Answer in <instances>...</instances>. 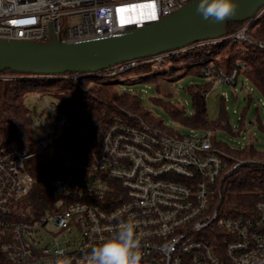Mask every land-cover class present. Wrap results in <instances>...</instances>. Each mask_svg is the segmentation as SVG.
Here are the masks:
<instances>
[{
  "label": "built area",
  "instance_id": "2783aa9c",
  "mask_svg": "<svg viewBox=\"0 0 264 264\" xmlns=\"http://www.w3.org/2000/svg\"><path fill=\"white\" fill-rule=\"evenodd\" d=\"M191 1L0 0V39L46 43L53 33L66 44L107 40L159 21ZM153 4L154 20L148 18ZM251 20L264 22V5ZM234 37L264 50V41H254L246 27ZM137 61L105 71L116 75ZM204 74L213 76V66ZM88 75L67 78L76 82ZM215 79L235 83V76L222 73ZM57 117L61 133L43 146L37 140L33 151L0 147V264H56L65 257L84 264L85 256L115 237L129 219L139 235L141 264H264V200L240 215L220 207L226 181L256 162L238 159L227 168L209 130L174 136L131 112L115 114L100 149L89 143L90 166L78 158L62 161L46 175L48 205L33 209L28 197L35 180L28 160L53 158L52 146L62 132L80 128L69 116Z\"/></svg>",
  "mask_w": 264,
  "mask_h": 264
},
{
  "label": "trees",
  "instance_id": "16d2710c",
  "mask_svg": "<svg viewBox=\"0 0 264 264\" xmlns=\"http://www.w3.org/2000/svg\"><path fill=\"white\" fill-rule=\"evenodd\" d=\"M244 27L254 41H264V22H229L226 35L215 43L200 41L190 44L183 50L169 52L160 62H147L152 57L140 59L134 67L116 75H108L104 70L82 76L72 82L67 78L73 74L70 72L61 76H44L9 69L0 71V147L14 146L29 151L35 149L38 141L34 137V112L24 103L26 96L31 93L54 92L57 102L50 103L46 109L51 110L56 117L57 114L66 115L80 124L75 137L68 136L65 130L62 132L54 144L53 158L35 156L28 160V171L35 180L34 191L28 197L31 207L41 210L44 205H48L50 195L46 175L62 161L78 158L84 167L90 166L92 152L89 143L94 150L100 149L105 129L115 114L131 112L168 134L183 136L167 126L163 119L155 117L147 110L139 94L119 91L116 88L119 82H114L113 78L125 76L123 83L146 82L160 75L172 76L181 70L203 77L206 76L205 68L211 65L214 75L210 76V81L187 88L191 95V113L161 97L155 98L154 101L172 120L190 130L214 132V147L225 153L223 159L227 168L238 159L256 162L238 169L226 181L223 196L225 200L220 205L221 208L231 214L240 215L252 210L256 202L264 200V147L259 148L254 142L243 146H230L217 139L218 131L233 137L239 136L241 131L245 130L246 113L255 94L258 93L264 98V50L254 42L234 37ZM219 73L235 76L233 85L241 90L247 88L249 92L244 96L247 105L241 113L236 129L227 110L225 97H222L217 119H208L206 93L216 84L215 76ZM246 80L252 84L251 88L246 84ZM254 119L252 124L264 133L259 105L256 106Z\"/></svg>",
  "mask_w": 264,
  "mask_h": 264
},
{
  "label": "water",
  "instance_id": "95a60500",
  "mask_svg": "<svg viewBox=\"0 0 264 264\" xmlns=\"http://www.w3.org/2000/svg\"><path fill=\"white\" fill-rule=\"evenodd\" d=\"M198 3L193 0L159 21L107 40L66 44L53 33L46 43L0 39V71L44 76L98 73L129 61L183 50L200 41L218 40L226 35L229 22L251 20L264 0H235L237 14L223 23L203 19L196 11Z\"/></svg>",
  "mask_w": 264,
  "mask_h": 264
},
{
  "label": "rangeland",
  "instance_id": "374dc122",
  "mask_svg": "<svg viewBox=\"0 0 264 264\" xmlns=\"http://www.w3.org/2000/svg\"><path fill=\"white\" fill-rule=\"evenodd\" d=\"M132 78L133 76H131V79ZM124 79L125 76L113 78L114 82H119L116 84V88L119 91H128L139 94L142 97L144 106L147 110H149L155 117L163 119L167 126L172 127L176 132L184 135L189 134L191 130L181 123L172 120L165 110L154 101V99L161 97L170 100L176 106L180 108L184 107L187 113H191V95L187 91V88L194 84L197 85L210 81L212 78L186 73L185 70H181L172 76L160 75L157 78L149 79L146 82L123 83L122 81ZM246 84L248 87H252V84H250L248 80H246ZM53 93H31L24 99L25 105L34 112V137L42 146L47 143L55 133L56 135L61 133L58 117L54 116L51 110L46 109L50 103L57 102V98ZM248 93L247 88L241 90L240 87L234 86L230 83L216 82L214 87L206 93L209 121L217 119L221 108L222 97H225L224 100L227 110L230 114L234 129H236L241 113L247 105L244 96H247ZM257 105H259V113L261 114L264 123V98L256 93L251 107L246 113L245 130H242L240 135L236 137L218 131L217 139L230 146H243L246 143L254 142L257 147H264V133L252 124L255 122L254 114ZM40 118L43 119V123L39 121ZM65 131L68 136L75 137L77 136L78 129L71 128ZM52 147L54 148V146ZM25 213H27L26 210Z\"/></svg>",
  "mask_w": 264,
  "mask_h": 264
},
{
  "label": "clouds",
  "instance_id": "9594fccd",
  "mask_svg": "<svg viewBox=\"0 0 264 264\" xmlns=\"http://www.w3.org/2000/svg\"><path fill=\"white\" fill-rule=\"evenodd\" d=\"M203 19L223 23L238 12L235 0H199L196 9ZM140 239L131 219L121 223L117 234L101 246L92 249L84 258V264H141ZM56 264H71L68 257Z\"/></svg>",
  "mask_w": 264,
  "mask_h": 264
},
{
  "label": "snow or ice",
  "instance_id": "6c2138e0",
  "mask_svg": "<svg viewBox=\"0 0 264 264\" xmlns=\"http://www.w3.org/2000/svg\"><path fill=\"white\" fill-rule=\"evenodd\" d=\"M132 8H137V7H140V6H138V5H133V6H131ZM152 9H153V11L151 12V14L149 15V19H152V20H154V19H156V13H155V5L153 4L152 6ZM27 22H34V21H27ZM15 23V22H14Z\"/></svg>",
  "mask_w": 264,
  "mask_h": 264
}]
</instances>
